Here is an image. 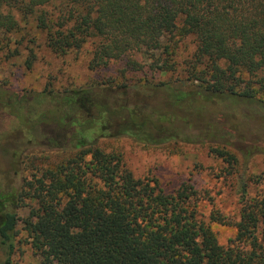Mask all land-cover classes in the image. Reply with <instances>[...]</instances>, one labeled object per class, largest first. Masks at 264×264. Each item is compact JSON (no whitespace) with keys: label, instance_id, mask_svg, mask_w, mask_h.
Returning a JSON list of instances; mask_svg holds the SVG:
<instances>
[{"label":"trees","instance_id":"1","mask_svg":"<svg viewBox=\"0 0 264 264\" xmlns=\"http://www.w3.org/2000/svg\"><path fill=\"white\" fill-rule=\"evenodd\" d=\"M189 38L194 50L181 61ZM40 39L57 55L88 47L94 72L122 65L63 91L0 86L1 113L13 108L29 140L40 126L45 147L70 151L21 181L26 147L14 149L17 187H0V264H14L20 221L30 264H264V191L255 193L248 166L255 148L233 140L255 122L264 129V0H0L5 59L30 43L24 64L32 68ZM179 68L167 80L129 76ZM46 101L49 111L28 108ZM46 118L55 122L49 129ZM123 138L207 146L236 175L238 220L217 209L205 218L191 177L168 192L157 178L135 176L121 150L99 146ZM214 222L235 227V237L221 243Z\"/></svg>","mask_w":264,"mask_h":264},{"label":"rangeland","instance_id":"2","mask_svg":"<svg viewBox=\"0 0 264 264\" xmlns=\"http://www.w3.org/2000/svg\"><path fill=\"white\" fill-rule=\"evenodd\" d=\"M37 44L36 60L32 68H26L24 60L28 54L26 48L30 43L25 42L22 54L19 57L5 59L0 53V86L18 91H63L75 86H87L99 80L112 76L121 62H113L108 68L94 72L89 69V48L82 51L69 52L66 55H57L40 39ZM192 38L181 42L178 50V59L183 61L194 50ZM141 57L140 54L137 58ZM144 61V59H142ZM178 69L174 73L162 74L159 71H143L130 74V78H149L153 81L167 80L181 75ZM28 103H26L27 106ZM49 111L53 107L51 102H33L28 108ZM1 113V111H0ZM9 113H11L9 115ZM9 113L0 114V187L7 191L17 187L18 179L12 174V154L15 148L26 147L23 157L25 163L21 166L20 180L30 179L38 168H45L63 159L70 151L48 148L42 144L40 126L33 127L35 141L29 140L27 129L29 125L17 118V112L9 109ZM51 113H49L50 115ZM35 118L38 120V116ZM47 128L55 122L51 118L45 119ZM67 128V127H66ZM26 130V131H25ZM245 130V129H244ZM250 130L251 134H247ZM244 135L236 136L237 144L243 147L255 148V156L251 157L249 167L255 172L258 180L255 183V193L264 191V129L255 122V131L246 127ZM255 133V135H252ZM29 138V139H28ZM38 143V144H37ZM99 146L106 151L114 149L123 152L127 167L137 177L157 178L161 186L168 192L175 190L185 179L191 177L199 192L198 209L205 218H209L213 209L219 210L226 218L238 220L239 195L237 193L236 175L227 171L226 165L208 152L207 146L202 144L183 145L167 144L161 147H149L137 143L132 139L121 140L103 139ZM243 162V160H242ZM244 164V163H243ZM230 170V169H229ZM27 202L29 200L27 199ZM30 203V202H29ZM21 217L29 214L28 207L18 210ZM221 243H227L235 237L236 228L220 223H212ZM17 249L14 254V264H30L36 260L30 244L26 242L27 233L23 230V223L18 225ZM2 253L0 252V259Z\"/></svg>","mask_w":264,"mask_h":264}]
</instances>
